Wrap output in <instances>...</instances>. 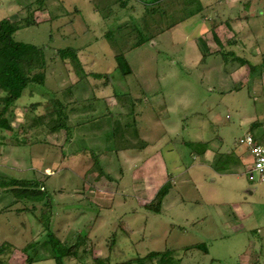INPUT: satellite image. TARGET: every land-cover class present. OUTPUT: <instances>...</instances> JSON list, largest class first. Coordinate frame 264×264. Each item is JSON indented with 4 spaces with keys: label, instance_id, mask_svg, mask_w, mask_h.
I'll use <instances>...</instances> for the list:
<instances>
[{
    "label": "rangeland",
    "instance_id": "rangeland-1",
    "mask_svg": "<svg viewBox=\"0 0 264 264\" xmlns=\"http://www.w3.org/2000/svg\"><path fill=\"white\" fill-rule=\"evenodd\" d=\"M42 1L0 0V20L34 21L36 8L57 15L48 22L43 11L13 36L43 53L17 63L37 84L4 112L0 103L8 125L0 126V209L17 202L0 211V243L8 245L0 262L27 264L32 249H21L36 243L32 264H55L50 229L66 247L83 238L66 264H139L153 252L160 255L151 264H264V185L248 180L249 155L239 145L247 132L264 133V0H200L202 11L187 20L182 0H166L165 24L135 0ZM140 31L155 36L136 48ZM66 48L76 58L59 60ZM217 51L232 52L227 67L210 59ZM121 53L128 75L116 67ZM69 95L66 126L52 130L64 121L53 110ZM144 142L160 156L153 164ZM146 174L155 187L171 184L159 213L146 209L157 193L140 192ZM11 179L45 190L34 213L32 201L11 194ZM20 208L28 210L17 215Z\"/></svg>",
    "mask_w": 264,
    "mask_h": 264
},
{
    "label": "trees",
    "instance_id": "trees-1",
    "mask_svg": "<svg viewBox=\"0 0 264 264\" xmlns=\"http://www.w3.org/2000/svg\"><path fill=\"white\" fill-rule=\"evenodd\" d=\"M137 2H140L144 5L145 10L148 9L149 13L151 15H154L152 13L158 14L155 21L156 23H159L162 21V23L165 24L164 19L167 16L166 11L162 4L166 0H151L149 3L146 0H135ZM181 1V0H180ZM183 6L179 7V11L183 14V20L190 19L194 17L197 14H200L202 11V7L200 4V0H182L180 2ZM194 4H196V7H192ZM157 5V6H156ZM96 9V8H95ZM155 9V11H154ZM147 11V10H146ZM166 15V16H165ZM145 19V17H144ZM182 19V18H181ZM177 21V20H176ZM33 25V21H30L28 19L23 20L22 24L19 22H11L9 19H2L0 20V90L5 93L3 97L0 98V103H2V112H4L9 106L15 104V102L24 94V91L27 89V87L30 84H37L33 81L26 80L22 74H20L17 63L21 61V58L23 56L28 55L31 53V51H36L38 53H43V48H38L36 46L25 44L21 42H16L13 38L14 34L19 31L20 29L24 27H29ZM176 23H173L171 25L168 24L167 27L164 26L165 29H171L174 27ZM149 24L147 21H145L143 29H146L148 31ZM123 29V26H120L118 28V32H120ZM164 30L159 28V32L156 31L155 33L159 34L162 33ZM142 33V31H140ZM109 35V34H108ZM146 35V34H145ZM155 36V34L152 35H146L144 38V34H140V38L137 40V43L135 44V47H140L144 43H147L151 41V39ZM77 51L74 49L66 48L63 50L57 51V55L60 59L64 60L66 58H76ZM228 55H231L229 53ZM206 54H204V57ZM203 57V59H204ZM224 59V58H223ZM226 59V57H225ZM242 65L248 64L246 61L239 60ZM115 63L117 69L123 74L128 75L131 73V68L128 65L127 59L124 54H119L115 56ZM41 78V84L42 83ZM59 102L57 101V104ZM66 105L63 103H59V108H56L53 110V113L56 115L62 117L64 120L62 123H57L53 126L52 130H57L64 125L66 126L67 121V113H66ZM1 112V113H2ZM59 118L57 117V120ZM0 126H2L4 129H8V125L6 124V120H0ZM9 185L12 187H15L14 189H11V194L15 196L16 199L19 200H25V201H32L33 204L29 209V213H34L36 210L35 203H40L44 201L45 199V190L42 189V186L40 189H37V182L31 181V180H13L11 179L9 181ZM170 189V183L167 181L157 192L155 198L151 202L154 207L152 208L150 204L146 206V209H150L151 211H154L156 213L160 212V208L162 206V201L165 198V196L168 194ZM47 206L46 202L43 203ZM26 209V210H25ZM21 209V211H27L28 209ZM47 229V228H46ZM82 237L79 238V240L70 247H66L63 245L58 238L55 237V235L50 231V229L46 230V242L45 244L49 247V252L51 254V259L54 261L55 264H66V259L75 258L78 253V248L80 246V243ZM83 239V238H82ZM83 243V242H82ZM81 243V245H82ZM36 244V243H35ZM35 244H28V246L23 247V252L28 253V249H32L33 254H27L26 262L27 264H32L35 262L36 253H35ZM160 253H151L147 255L145 258L139 260V264H151L154 259H156ZM161 261V258L158 259ZM105 260H94L95 264H104Z\"/></svg>",
    "mask_w": 264,
    "mask_h": 264
},
{
    "label": "crops",
    "instance_id": "crops-1",
    "mask_svg": "<svg viewBox=\"0 0 264 264\" xmlns=\"http://www.w3.org/2000/svg\"><path fill=\"white\" fill-rule=\"evenodd\" d=\"M88 3H91V0H86ZM223 1H225V0H223ZM41 2H43L42 0H38V3H41ZM45 2H46V0H45ZM60 2L61 3H64V2H66V0H57L56 1V4L54 3V5H59L60 4ZM36 5V4H35ZM46 10H47V8H44L43 9V11L41 10V9H38V8H36L35 9V11L33 12V14L32 15H30V16H32V19L33 18H35V20L33 21V25H37L38 24V19H36V17L38 16V18L39 17H41V19L43 18V14H41L42 12L45 14V21H48V22H51L52 20H54V19H56L57 18V15H51L50 13H47L46 12ZM92 15H99V11L97 10V9H95V7H93L92 8ZM31 13V12H30ZM259 13H261V11H259ZM259 15V14H258ZM6 19H9L10 20V18H6ZM264 29H262L261 30V37L264 39ZM217 44H219L220 45V42H219V40L217 39ZM212 53V52H211ZM210 52H209V56H210V59H212V58H216V57H218V56H220L218 59L219 60H221V61H223V63H224V66H226L227 67V62H226V59H225V57L228 55L227 53H225V54H222V52H220V51H217V52H215V53H213V54H211ZM231 55H232V52H231ZM224 58V59H223ZM59 60H61L62 61V59H59ZM59 62L60 64H62L63 65V62H65V61H63V62ZM56 62V66H59V64L57 65V61H55ZM224 69V68H223ZM224 72H227L225 69L223 70V73ZM63 78V76H62V74H60L59 75V77L58 78ZM218 77H221V76H218ZM58 78H56V81L58 80ZM53 79H55V78H53ZM58 82V81H57ZM73 90V89H72ZM68 97H70V98H67V100H68V102L66 103V110L68 111H73V107H71V105L72 104H75L74 103V101L72 102V103H70V101H72L71 99H73V98H71V97H74V95H69ZM94 106V105H93ZM68 115V114H67ZM150 125H151V123H150ZM149 128H150V130H151V133H153V130L155 129L154 128V126H149ZM149 131V129L147 130V132ZM150 132V131H149ZM264 139V133H261V140H263ZM145 143V145H144V147H143V149L145 148V151L147 152V153H149V155H147V163L148 162H150L151 160H154L155 158L157 159V158H160V156L159 155H157V156H155L154 157V154H152V153H155L154 151L156 150L155 148H154V146L153 145H150V144H148L147 142H144ZM207 150V149H206ZM205 150V151H206ZM202 153L204 152V150L203 151H201ZM206 154V153H205ZM3 154H0V157L1 158H3V156H2ZM72 156H74V153H72L71 154ZM153 155V156H152ZM68 156H70V155H68ZM123 157V156H122ZM216 157V155L215 156H213L212 157V160L214 159ZM140 157H138V159H139ZM124 159H126L125 157H124ZM137 159V160H138ZM126 160H128V158L126 159ZM136 160V161H137ZM135 161V163H137ZM143 161H145V160H143ZM142 161V162H143ZM157 162H161V164H162V161L160 160V161H157ZM150 164H153V162L151 161L150 162ZM149 170H147V172H148ZM163 173H165L166 174V170H165V167L163 166ZM153 173H151V177L152 176H154V174L152 175ZM150 178L149 176H147V174H146V185H145V190H140V192L141 193H145V195L148 197L149 196V194H151L152 196H149V197H153L154 198V196H155V193H157L158 192V190H159V188L161 187V186H157L158 187V189H157V187H155L154 185H155V181H154V183H149L150 181H148L149 179L148 178ZM152 181V180H151ZM171 185V184H170ZM136 189H137V187H135V190H133V192H136ZM102 192V190H96V191H93V193L95 192L96 194L95 195H97V193L98 192ZM60 192H62V190H60ZM111 192H113V190H111ZM111 192H109V193H111ZM101 194H108L106 191H103ZM250 194H251V192H250ZM170 195V190H169V192H168V194L165 196V200L167 199V197ZM105 196V195H104ZM109 196H111V195H109ZM153 198H151V199H153ZM164 199H163V201H164ZM92 201H93V199H92ZM101 201H104L102 198L101 199H98V200H96L95 202L97 203L96 205H98V206H103L102 205V202ZM162 201V204L164 203ZM94 202V203H95ZM12 204H13V206L15 205V204H17V202L15 203V202H12L10 205H9V207L7 206V207H5V208H3V209H0V211L1 212H4V213H6V212H9V211H12V209H10L11 208V206H12ZM23 209H25V208H23ZM26 210V209H25ZM0 212V213H1ZM16 212H17V215H19V214H23L24 212H26V211H21V208L20 209H17L16 210ZM20 227H21V229H25L26 228V225L25 224H23V223H21L20 224ZM7 242H3V243H0V254H2V252L5 250V248L8 246L7 244H6ZM12 249V248H11ZM15 249V246H13V250ZM21 252L23 253V248L21 249ZM261 254H262V252H261ZM9 264V261L7 260V261H4V262H0V264Z\"/></svg>",
    "mask_w": 264,
    "mask_h": 264
},
{
    "label": "built area",
    "instance_id": "built-area-1",
    "mask_svg": "<svg viewBox=\"0 0 264 264\" xmlns=\"http://www.w3.org/2000/svg\"><path fill=\"white\" fill-rule=\"evenodd\" d=\"M239 145L249 155L248 180L264 185V139L247 132L239 139Z\"/></svg>",
    "mask_w": 264,
    "mask_h": 264
}]
</instances>
